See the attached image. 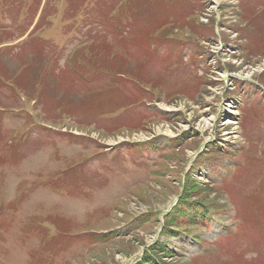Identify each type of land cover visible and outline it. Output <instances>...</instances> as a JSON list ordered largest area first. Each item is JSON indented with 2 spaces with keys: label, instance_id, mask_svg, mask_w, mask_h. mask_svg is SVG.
<instances>
[{
  "label": "rangeland",
  "instance_id": "374dc122",
  "mask_svg": "<svg viewBox=\"0 0 264 264\" xmlns=\"http://www.w3.org/2000/svg\"><path fill=\"white\" fill-rule=\"evenodd\" d=\"M244 1L123 0L110 47L117 1L71 15L78 0L45 1L54 61L95 40L96 76L44 87L40 61L0 53V126L17 141H0V264H264V11ZM19 2L0 15L8 44L39 7ZM105 109L119 126L94 121Z\"/></svg>",
  "mask_w": 264,
  "mask_h": 264
},
{
  "label": "trees",
  "instance_id": "16d2710c",
  "mask_svg": "<svg viewBox=\"0 0 264 264\" xmlns=\"http://www.w3.org/2000/svg\"><path fill=\"white\" fill-rule=\"evenodd\" d=\"M36 72H37L38 74H40L38 71H36ZM30 77H33V76H30ZM30 83H31V84L34 83L33 79H31V78H30ZM23 89H25V87H24Z\"/></svg>",
  "mask_w": 264,
  "mask_h": 264
},
{
  "label": "bare ground",
  "instance_id": "6f19581e",
  "mask_svg": "<svg viewBox=\"0 0 264 264\" xmlns=\"http://www.w3.org/2000/svg\"><path fill=\"white\" fill-rule=\"evenodd\" d=\"M230 124V123H229Z\"/></svg>",
  "mask_w": 264,
  "mask_h": 264
}]
</instances>
